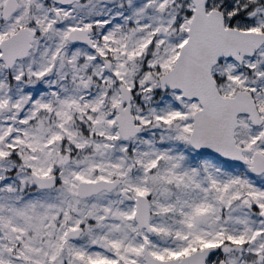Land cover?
I'll return each instance as SVG.
<instances>
[{
	"label": "snow or ice",
	"instance_id": "obj_1",
	"mask_svg": "<svg viewBox=\"0 0 264 264\" xmlns=\"http://www.w3.org/2000/svg\"><path fill=\"white\" fill-rule=\"evenodd\" d=\"M0 264H264V0H0Z\"/></svg>",
	"mask_w": 264,
	"mask_h": 264
}]
</instances>
